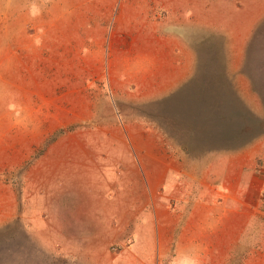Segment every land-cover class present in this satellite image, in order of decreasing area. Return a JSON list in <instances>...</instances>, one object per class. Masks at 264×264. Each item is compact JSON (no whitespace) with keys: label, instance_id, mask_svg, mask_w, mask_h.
<instances>
[{"label":"rangeland","instance_id":"374dc122","mask_svg":"<svg viewBox=\"0 0 264 264\" xmlns=\"http://www.w3.org/2000/svg\"><path fill=\"white\" fill-rule=\"evenodd\" d=\"M110 2L114 12L123 10L118 18L127 16L130 20L122 22L110 18L106 23L99 22L92 27L88 10H92L94 3H101V6L109 4L108 0H60L58 6H49V9L47 3L50 2L47 0H0V264H82L80 259L90 260L93 264H111V255L119 248L117 244L109 245L103 252L98 250L93 253H86L84 248L72 246L58 250L49 245L33 248L39 241L35 243L37 237L31 233L29 236L26 234L24 224L20 223L24 216L21 219L19 214L16 217L10 216L14 211L20 213L23 194H58L64 191V187L66 194L68 185H75V188L80 186V194H160L161 207L164 205L169 209L170 206H177L178 230L184 224H187L188 229H193L187 232L193 235L192 245L181 252L190 256L189 251H192L193 256L201 259L192 264H264L263 193L257 196L256 211L253 210L248 221L244 219L241 222L243 234L236 240V231L233 229L239 224L234 225L230 215L219 213L214 208H210V212L203 215L199 212L198 200L194 198L185 203V197H176L187 204L186 211L180 208L184 207L182 203L180 205L178 201L170 202L168 198H162L172 192L181 194L191 191L195 194L202 187L207 190V184L199 188L196 181L188 179L185 182L188 177L186 173L193 172L192 177L197 180L200 176L197 177L195 172L199 174L205 168L168 166L167 157L170 152L164 154L167 155V165L137 166L136 162L135 166L106 167L103 159L95 161L93 167L89 166L93 159L88 163L84 161L85 158H93V155L97 157L106 153L99 150L89 151V144L104 148V143L111 142L113 137L110 135L112 123H118L120 119L118 113H113V109L112 116L102 112L108 104L110 110L112 108V96L101 86L100 80L105 79L104 75L95 79L100 84L94 81L90 85L85 81H91L90 76L98 74V61L103 60L105 55L100 51V59L97 60L96 56L93 61L88 52L84 54V49H89L94 54L98 48L91 45L87 48L91 41L105 45L110 39L109 36H114L113 32L126 38L124 33L129 31L127 26L138 22L144 25L141 33L146 38L159 31L164 35L169 31L173 36L169 40L176 51L183 50L184 44L189 45L191 36L195 66L200 67L195 51L201 46H204V50L208 49L211 53L208 59L204 58L206 65L203 64L199 69L203 83L206 84V74L214 76L217 70L221 71V77L224 78L220 81L228 84L233 80L240 87V90L237 89L242 100L246 101L245 104L242 103V109L245 111L244 108H248L249 104L255 108L256 123H252V126L255 125L257 129L254 140L262 141L264 133H259L264 131V0ZM118 2L122 8L118 6ZM135 8H139L137 13ZM88 34L94 36L88 38ZM100 35L103 38H99ZM83 45L85 47L80 49ZM152 45L155 46L154 43ZM210 46L221 47L218 48L221 53H212L216 50ZM153 49L155 48L150 47L133 54H140L139 57H143L142 61L145 62ZM79 65L81 71L78 69ZM82 75L85 77V86L79 82ZM249 81L256 99L248 91ZM202 92L197 95L198 99ZM196 105L200 103L196 102ZM199 114L201 113L197 112L190 116L197 122ZM230 114H224L225 119L220 120H228L232 128V123L237 119ZM241 114L240 123L235 128H230L229 133H225V139L231 143L237 140V136H240V143L248 141L247 138L252 136H243L248 130L249 121L253 120L245 118L244 112ZM200 122L204 123V120L200 119ZM232 137H236L235 141H232ZM256 152L257 156L260 155L258 165H261L264 149L257 147ZM111 153L114 155L117 152ZM151 153L153 152H144V155L149 156ZM158 153L160 152H154L150 156ZM214 159L215 156H210L208 162ZM78 172L76 176L75 173ZM110 174L115 181L112 187L109 182ZM70 179L74 180L73 183L69 182ZM40 187L45 190H40ZM131 196L132 198L128 197L129 206L136 207V203H132L136 196ZM145 200V206H151L150 199L145 197ZM57 201L55 198L49 199L48 206L56 205ZM189 201H192L191 205ZM157 203L156 199L155 205ZM196 204L197 209L193 208V213L189 214L188 205L192 209ZM213 205L208 203L206 208ZM148 208L140 211L143 213L141 216L138 214V223L151 222L152 215H148L146 211ZM207 217L210 218L206 219ZM212 217L229 226L218 230L216 233L219 236L210 240L208 227L202 226V223H213L210 220ZM162 219L168 220V215H162ZM179 236L177 243L184 246V240ZM231 241L238 243L239 247L222 255L223 242ZM25 243L29 245L28 250ZM125 244L124 241L120 245L123 247Z\"/></svg>","mask_w":264,"mask_h":264},{"label":"crops","instance_id":"0c3cea01","mask_svg":"<svg viewBox=\"0 0 264 264\" xmlns=\"http://www.w3.org/2000/svg\"><path fill=\"white\" fill-rule=\"evenodd\" d=\"M47 1L50 2L47 3L48 9L49 6H58L60 2V0ZM64 1L67 2V0ZM108 3L102 4L103 6L100 5L101 3H94L92 10H88L89 23L92 24V27L99 22L106 23L110 18L113 21L121 20L122 22L130 20L127 16L118 18L123 10L119 9L114 12L110 0ZM118 3V6L122 8L121 3ZM189 5L192 6L191 1H189ZM138 10L139 8H135L134 11L137 13ZM143 28L144 25L141 22L129 24L127 26L129 31L124 33L126 38H122L118 32H113L114 36L110 35V39L105 45L95 40L88 44L87 48L90 45L98 48L94 54L89 49L87 51L84 49V54L88 52L93 61L96 56L97 60L100 59H98L100 51L105 55V58L98 61L100 70L98 74H91V81L85 80L82 75L79 82L84 84L85 81H88L87 83L91 85L95 79L104 75L105 79L100 80L102 81L101 86H104L107 94L112 96V108L110 110L108 104L102 112L112 116L113 109V113H118V117L121 119L118 123H112L113 129H111L110 135L113 137L111 142L104 143V148L102 146L97 148L96 145L89 144V151L99 150L106 153L97 155V157L93 155V158H85L84 161L88 163L93 159L89 164L93 167L95 161L103 159L106 167L135 166L136 162L137 166L167 165L165 162L167 155L164 154L170 152L167 157L168 166L205 168L204 173L201 170L199 174L197 171L195 172L197 177L200 176L197 180L192 177L193 172L186 173L188 177L185 178V182L188 179L192 182L196 181L199 183V188L207 184V190L202 187L195 194H192L191 191H184L181 194L172 192L162 198H168L170 202L178 201L180 205L183 204L184 207L180 208L185 211L187 210V204H185L188 202L187 200L194 198L196 201L198 200V209L203 215L209 213L210 208L217 209L219 213L230 215L233 224H239L233 229L236 231L234 235L237 240L243 234L241 222L244 219V221H248L253 210L256 211L258 194H264V167H262V165L264 166V156L261 160L263 163L258 165L260 155L257 156L256 152L257 147L264 149V135L262 141L255 142L257 127L252 126V123H256L255 108L249 104L248 108H244L245 111L242 109V105L246 101L242 100L241 94L238 92L240 87L238 88L233 80H230L228 84L220 81L224 80L221 77V71L217 70L216 77L210 73L206 74L204 76L206 84L203 83L199 69L203 64L206 65L204 58L208 59L211 52L208 49L204 50V46L198 48L195 53L200 67L195 66L191 36H189V45L184 44V48L180 47L183 50L176 51L172 41L169 40L173 37L169 31L165 35L159 31L146 38L141 33ZM93 36L88 34L87 37ZM99 38H103V35H100ZM122 39L126 41L122 42ZM84 47L83 45L79 48ZM150 47L155 49L149 52V58L148 56L146 58L147 62L142 61L143 57L140 58V54H133ZM210 48L216 50H211L212 53H218V55L221 53L218 51V48L221 47L210 46ZM94 65L96 66V64ZM78 69L81 71V65L78 66ZM100 81L96 80L95 82L100 84ZM249 83L250 81L248 82V91L256 99ZM204 86L206 88H203ZM199 92L202 93L198 99ZM196 102H199L201 106L196 105ZM125 111L128 113L126 114ZM197 112L201 114L197 115V122H195L190 115L197 114ZM242 112H244L245 118L253 120L249 121L248 130L243 136H252L243 143L239 142L240 136H237L236 141V137H232V141L235 142L231 143L230 140L225 139V133H229L232 128L237 126L236 124L240 123ZM229 113L237 119L232 123V128L228 120H220V118L225 119L224 114ZM200 119L204 120V123L200 122ZM114 133H116L115 136ZM261 133L264 131L259 134ZM112 151L117 153L112 155ZM149 151L153 152L151 154L160 153L145 156L144 152ZM140 152H142L141 155ZM210 156H215V159L209 163L208 157ZM113 158L116 160L113 161ZM105 159H107L106 162ZM78 174L79 172L75 173L76 176ZM111 174L110 181H108L112 187L115 181ZM75 175H73L74 178ZM178 176H180L179 173ZM73 181L70 179L69 182L73 183ZM74 186L68 185L66 194L65 187L64 191L58 192V194H23L20 213L14 211L10 216L14 217L15 215L16 217L19 214L20 219L21 216H24L22 218L24 220L19 221L24 224L26 234L29 236L31 233L37 237L34 240L35 243L39 241V244L34 245L35 247L32 246L33 248L49 245L55 246L58 250V248L72 246L82 247L86 253H93L98 250L103 252L109 245L117 244L116 246L119 248L112 253L111 264H192L201 260L197 256H193L192 251H189L190 256L185 252L181 253L183 249L192 245L193 235L187 234V232H191L193 229H188L187 224H184L178 230L177 206H170L169 209L164 205L161 207L160 194H80L81 187L75 188ZM131 195L136 196L135 201L132 202L136 203V207L129 206L128 197L132 198ZM178 196L185 197V203L176 198ZM145 197L150 199L151 206H145ZM53 198L58 201L56 205H53L54 207H49V199ZM140 198L141 201H139ZM156 199L158 203L155 205ZM189 203L191 205L192 201ZM208 203L214 205L207 209L206 204ZM146 207H149L146 210L148 215H152L151 222L138 223V221L140 222L138 214L140 213L141 216L143 212L140 211H144ZM193 208L197 209V204L192 209H189L188 205L189 214L193 213ZM162 215H168V220L162 219ZM208 218L210 217L206 219ZM213 219L215 218L210 219L213 223H202V226L208 227L207 232L210 240L219 236L216 233L218 230L229 226L227 223L217 222L216 219ZM9 222H11V218ZM204 231L206 230L204 229ZM177 236L183 238L184 246L177 243ZM124 241L126 244L122 247L120 244ZM223 243L222 255L239 247L238 243L232 241ZM25 247L27 250L29 249L27 243H25ZM213 247L215 248L214 245ZM80 261L82 264H93L86 259H80Z\"/></svg>","mask_w":264,"mask_h":264}]
</instances>
